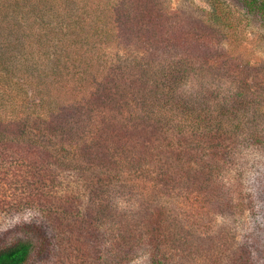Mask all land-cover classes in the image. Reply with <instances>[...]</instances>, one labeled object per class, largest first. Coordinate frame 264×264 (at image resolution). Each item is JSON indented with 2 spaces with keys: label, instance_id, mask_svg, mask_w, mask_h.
<instances>
[{
  "label": "trees",
  "instance_id": "16d2710c",
  "mask_svg": "<svg viewBox=\"0 0 264 264\" xmlns=\"http://www.w3.org/2000/svg\"><path fill=\"white\" fill-rule=\"evenodd\" d=\"M169 1L0 0V217L37 210L62 259L258 263L183 199L231 223L252 207L243 165L264 151V82L212 67L211 34L222 49L243 39L222 0L186 30ZM242 1L264 20V0ZM37 229L1 241L0 264L45 260Z\"/></svg>",
  "mask_w": 264,
  "mask_h": 264
},
{
  "label": "rangeland",
  "instance_id": "374dc122",
  "mask_svg": "<svg viewBox=\"0 0 264 264\" xmlns=\"http://www.w3.org/2000/svg\"><path fill=\"white\" fill-rule=\"evenodd\" d=\"M222 1L229 7L232 21L243 39L239 46H225L222 49L217 44L218 37L211 34L209 39L217 48L212 55V67L225 74L227 80L244 76L248 82H264V20L258 14L247 10L242 0ZM209 10L210 0L169 1V12L183 24V30H186L185 24L201 20ZM244 158L245 197L253 204L251 208H246L237 220L231 223L226 218L208 212L207 208L201 207L198 196L194 194L188 195L183 201L194 205V215L189 216L198 228L213 232L219 226L227 225L228 229L237 234L238 241L247 243L256 251L257 264H264V151H247ZM188 205L184 203L182 210L188 208ZM37 228L46 238L48 253L45 260L33 257L28 264H82V258L76 253L62 259L64 243L57 239L37 210H24L0 217V242L23 238L28 230L34 231L33 229ZM131 264H148V261L138 257Z\"/></svg>",
  "mask_w": 264,
  "mask_h": 264
}]
</instances>
